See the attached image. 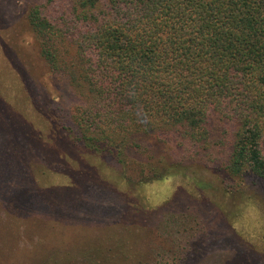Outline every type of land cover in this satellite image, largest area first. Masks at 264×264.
Instances as JSON below:
<instances>
[{"label": "rangeland", "instance_id": "374dc122", "mask_svg": "<svg viewBox=\"0 0 264 264\" xmlns=\"http://www.w3.org/2000/svg\"><path fill=\"white\" fill-rule=\"evenodd\" d=\"M44 1L0 0V130L62 234L33 236V209L23 208L21 194L0 212L2 222L16 213L21 252L0 264H41L46 256V264H264V182L224 171L235 121L210 113L205 143L182 128L132 136L139 147L124 150L123 162L59 131L83 97L40 57L27 13ZM16 207L30 217L23 221ZM54 245L65 253L55 260Z\"/></svg>", "mask_w": 264, "mask_h": 264}, {"label": "trees", "instance_id": "16d2710c", "mask_svg": "<svg viewBox=\"0 0 264 264\" xmlns=\"http://www.w3.org/2000/svg\"><path fill=\"white\" fill-rule=\"evenodd\" d=\"M52 6L58 10L50 15ZM27 20L45 64L83 97L72 123L56 125L75 146L123 162L139 134L182 128L205 143L206 119L218 113L238 125L224 171L264 182V0H46L30 7ZM3 133L0 212L25 194L33 236L56 240L62 232L52 226V209L29 192V167ZM16 209L23 221L30 217ZM14 214L0 220V260L21 252ZM62 248L48 250L54 260Z\"/></svg>", "mask_w": 264, "mask_h": 264}]
</instances>
